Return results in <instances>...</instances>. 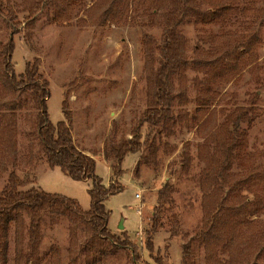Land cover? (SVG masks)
<instances>
[{"label": "rangeland", "instance_id": "rangeland-1", "mask_svg": "<svg viewBox=\"0 0 264 264\" xmlns=\"http://www.w3.org/2000/svg\"><path fill=\"white\" fill-rule=\"evenodd\" d=\"M4 1L9 2L19 16L15 20L20 22V26L14 36L12 57L16 73H23L27 65L36 60L39 62L40 72L49 81L47 105L50 120L53 123L65 120L64 108L71 113L76 145L94 156L96 173L103 184L109 186L112 172L103 156L106 140H116L123 135L131 137L132 131L140 125L144 138L149 134L153 137L157 131L143 118L148 106L150 79L159 66V51L155 48L153 59L148 60L145 43L147 36L156 43L160 41L163 16H151L152 6L142 0H132L127 20L121 24L113 21L98 24L96 19L101 0ZM94 3L98 5L95 9ZM37 4L39 8L35 7ZM31 6L35 7L34 17L30 16ZM251 26L256 27L261 36L258 62L250 63L229 83H214V89L220 94L210 108L211 116L202 119L203 124H200L202 121L195 123L193 117L199 107L197 98L203 89V85L197 82L206 73L202 64L211 58L207 49L217 44L223 53L226 43H229L228 38L217 42L206 36L224 30L247 31ZM180 29L187 39L190 59L184 86L187 103H181L183 83L176 76V102L172 108L176 116L174 132L156 134L161 144L159 166L155 168L141 160V152L147 153L144 149L139 153H128L122 164L123 174L118 179L124 188L106 201L111 211L109 227L112 232L135 243L141 260L150 264H182L184 243L206 218L199 187V176L205 164L198 156V144L204 142L211 128L223 121L225 111L236 105L250 104L254 108L256 118L249 128V146L251 150L264 151V15L253 12L226 27L189 22ZM9 35L10 30L0 16V41L7 42ZM192 59L199 60L201 65H196ZM20 96L28 98L26 94ZM16 113L17 165H9L8 171L0 177V191L7 184L9 172L16 170L21 178L32 181L23 189L34 186L62 194L76 199L84 210H88L91 206L88 189L92 187V180H74L59 167L51 168L43 156L34 127L35 110L24 107ZM188 150L192 164L186 171L182 169V159ZM138 162L141 163L139 172ZM167 182L171 185L173 201L163 206V226L154 235V248L150 250L146 244V230L151 227L153 213L160 204V191ZM245 195L249 200L254 197L248 190H245ZM233 200L229 201L235 204L243 202V189ZM44 221L39 264H50L49 253L54 246L60 250L64 264H89L88 256L92 259L96 253L83 248L86 238L81 226L65 217L57 220L45 215ZM239 238L240 241L245 240L242 243L243 254L240 249L232 260L231 255L221 251L217 259L227 261L230 256L231 264L247 261L264 264V209L253 215L246 227L243 224ZM14 246L12 232L9 264H15ZM197 261L198 264H219L209 256L204 246L198 249ZM100 264L134 263L127 249H119L102 258Z\"/></svg>", "mask_w": 264, "mask_h": 264}, {"label": "trees", "instance_id": "trees-1", "mask_svg": "<svg viewBox=\"0 0 264 264\" xmlns=\"http://www.w3.org/2000/svg\"><path fill=\"white\" fill-rule=\"evenodd\" d=\"M142 1L152 6L149 7L151 16L161 15L164 22L160 41L156 43L151 36H147L145 43L148 60L153 59L155 48L159 51V66L150 79L148 106L143 118L157 131L153 137L149 134L144 138L140 125L132 131L131 137L123 135L116 140H106L103 156L112 172V183L106 186L96 173L94 156L75 143L71 113L64 108L65 120L57 123L50 120L47 105L50 96L49 81L40 72L39 62L36 60L33 64H28L23 73H16L12 57L15 51L14 36L19 32L20 26V22L15 20L19 16L9 2L0 0V16L10 30L8 41H0V177L8 171L9 165H17L16 111L27 107L36 112L34 127L48 165L51 168L59 167L74 180H92V187L88 189L91 206L84 210L74 198L46 192L34 186L23 189L32 181L21 178L16 170H11L7 184L0 191V264H9L12 232L15 264H39L45 215L57 220L65 217L76 226H81L86 238L83 248L86 251L94 250L97 254L92 259L88 256L89 264H100L102 258L119 249H127L134 264H150L141 260L135 243L129 239H121L112 232L109 227L111 211L107 208L106 201L124 188L118 179L123 174L122 164L128 153L135 154L144 149L147 153L141 152V160L155 168L159 166L161 144L156 134L174 132L176 116L172 108L176 102V76L183 83L181 103H187L184 86L190 59L187 39L180 27L189 22L226 27L234 21H240L241 17L247 18L253 12L264 15V0ZM99 3V6L94 3V9L98 6L100 11L96 19L98 24L107 21L121 24L127 20L132 0H101ZM35 7L39 8L38 4ZM35 7H30V16L35 15ZM225 31L206 36L217 42L218 39L228 38L229 43H226L223 53L217 44L207 49L211 58L202 64L206 73L197 82L200 86L203 85V89H200L201 94L197 98L199 107L193 117L195 123L202 121L200 124H203L202 119L211 116L210 108L220 94L214 89V83L231 82L250 63L259 60L257 51L261 36L256 27L251 26L247 31ZM192 62L201 65L199 60L192 59ZM23 94L28 98L23 99L20 96ZM255 118L256 113L250 104L236 105L224 112L223 121L211 128L204 142L198 144V156L205 164L199 176V187L202 205L207 213L206 218L196 226L194 234L183 245L182 264H198L197 254L201 246L219 264H231V260L230 256L227 261L217 259L218 252L231 255L232 260L240 249L242 254L245 252L242 246L245 240L243 242L239 238L240 229L243 224L245 227L249 224L253 215L264 209V151L251 150L248 140L249 128L254 125ZM207 122L208 120L206 124ZM165 145L168 146L167 143ZM183 155L182 169L188 171L192 155L189 150ZM140 164L137 163V172ZM164 186L160 191V204L153 213L151 227L146 230V244L150 250L154 248V235L163 226V206L173 201L170 183L167 182ZM242 189L243 202L231 203L229 200L235 201L233 199L238 198ZM245 190L254 194L252 200L245 195ZM174 222L177 223V220ZM173 232L176 233L175 230ZM49 260L50 264H64L58 247H51ZM244 264L252 263L247 261Z\"/></svg>", "mask_w": 264, "mask_h": 264}, {"label": "water", "instance_id": "water-1", "mask_svg": "<svg viewBox=\"0 0 264 264\" xmlns=\"http://www.w3.org/2000/svg\"><path fill=\"white\" fill-rule=\"evenodd\" d=\"M121 228H123V224H121V226H120Z\"/></svg>", "mask_w": 264, "mask_h": 264}, {"label": "built area", "instance_id": "built-area-1", "mask_svg": "<svg viewBox=\"0 0 264 264\" xmlns=\"http://www.w3.org/2000/svg\"><path fill=\"white\" fill-rule=\"evenodd\" d=\"M137 196H139V194H137Z\"/></svg>", "mask_w": 264, "mask_h": 264}]
</instances>
